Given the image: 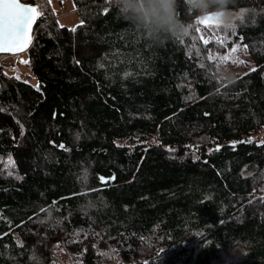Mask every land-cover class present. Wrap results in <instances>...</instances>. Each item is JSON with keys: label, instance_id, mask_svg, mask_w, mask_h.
Instances as JSON below:
<instances>
[{"label": "trees", "instance_id": "1", "mask_svg": "<svg viewBox=\"0 0 264 264\" xmlns=\"http://www.w3.org/2000/svg\"><path fill=\"white\" fill-rule=\"evenodd\" d=\"M23 1L43 14L27 70L0 66V264H264V0L208 44L185 0L162 43L114 0H72L73 26Z\"/></svg>", "mask_w": 264, "mask_h": 264}, {"label": "clouds", "instance_id": "2", "mask_svg": "<svg viewBox=\"0 0 264 264\" xmlns=\"http://www.w3.org/2000/svg\"><path fill=\"white\" fill-rule=\"evenodd\" d=\"M120 14L132 23L143 35L157 43H162L168 37L180 38L188 31L179 16V0H114ZM187 8L199 17L213 16L219 21V28L224 31H233L238 25L245 23L250 12L234 10L236 0H185ZM217 76L228 79L231 72L226 67L217 71ZM73 139L79 140V134L73 133ZM91 179L90 170H81L79 182L86 185ZM106 199V198H100ZM97 202L86 199L77 205L80 211H93L97 208ZM53 221L52 212L49 211L47 217L42 221L49 223ZM39 264H43L42 261ZM61 264V262H58Z\"/></svg>", "mask_w": 264, "mask_h": 264}, {"label": "snow or ice", "instance_id": "3", "mask_svg": "<svg viewBox=\"0 0 264 264\" xmlns=\"http://www.w3.org/2000/svg\"><path fill=\"white\" fill-rule=\"evenodd\" d=\"M245 10H241V16ZM42 11L37 6L27 5L21 0H0V51L23 48L27 42V32L31 24L42 15ZM198 24L208 28L215 26L219 28V21L213 16L200 17ZM75 29H73L74 31ZM199 32V28L196 29ZM204 44L210 41L203 36L200 37ZM223 42V41H221ZM237 48L232 49L234 54ZM207 59L215 61L217 66L221 63H227L230 59L232 62L243 63L236 61L232 56H213L209 54ZM61 147H63L61 145ZM115 177H112L114 179ZM103 179V178H102Z\"/></svg>", "mask_w": 264, "mask_h": 264}, {"label": "rangeland", "instance_id": "4", "mask_svg": "<svg viewBox=\"0 0 264 264\" xmlns=\"http://www.w3.org/2000/svg\"><path fill=\"white\" fill-rule=\"evenodd\" d=\"M47 1L50 2L52 9L55 10V12L58 14V18L61 24L73 26L81 21L80 16L75 11L76 8L72 0H63L62 1L63 4H60V0H47ZM61 5H63V9L60 8ZM199 30H200L201 36H203L205 39L209 40L212 37L210 31H208L204 27V25L202 26L200 25ZM27 56L28 55L26 51L22 53L14 54L12 56L15 61L14 65L18 66L19 69L27 70V66H26ZM7 65L14 66L10 64H7ZM240 70L243 71L242 69ZM262 134L264 136V130Z\"/></svg>", "mask_w": 264, "mask_h": 264}, {"label": "water", "instance_id": "5", "mask_svg": "<svg viewBox=\"0 0 264 264\" xmlns=\"http://www.w3.org/2000/svg\"><path fill=\"white\" fill-rule=\"evenodd\" d=\"M21 2L27 4V5H32V6H36L35 4H32V3H27V2H24L23 0H21ZM198 18H200L199 16L196 18V21H198ZM37 20L38 18L31 24L30 28L28 29V32H27V42L25 43V45L23 46V48H17V49H11V50H2L0 51V54H18V53H22L24 51H26L31 43H32V40H33V37H34V28L36 26V23H37ZM244 142V140H240V141H233V142H229L228 144L229 145H236L237 143H242ZM223 147V145H216V146H212L210 150H214V149H221ZM112 177H115L114 179H112ZM103 178V179H102ZM116 179V176L115 174H113L112 176H105V175H100V182L101 183H107L109 181H115Z\"/></svg>", "mask_w": 264, "mask_h": 264}, {"label": "built area", "instance_id": "6", "mask_svg": "<svg viewBox=\"0 0 264 264\" xmlns=\"http://www.w3.org/2000/svg\"><path fill=\"white\" fill-rule=\"evenodd\" d=\"M14 54H0V66L4 64L14 65L15 61L13 59Z\"/></svg>", "mask_w": 264, "mask_h": 264}]
</instances>
